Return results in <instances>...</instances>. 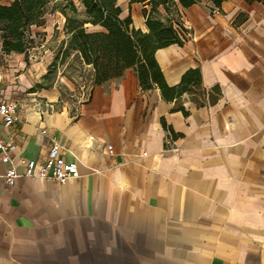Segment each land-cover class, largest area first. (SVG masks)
<instances>
[{
	"label": "crops",
	"instance_id": "0c3cea01",
	"mask_svg": "<svg viewBox=\"0 0 264 264\" xmlns=\"http://www.w3.org/2000/svg\"><path fill=\"white\" fill-rule=\"evenodd\" d=\"M182 14L190 39L155 54L167 83L193 68L221 90L203 106L185 94L188 114L134 68L73 107L0 41V96L20 106L0 133L21 174L8 186L0 153V264H264V0ZM53 142L80 176H25L23 160L45 161Z\"/></svg>",
	"mask_w": 264,
	"mask_h": 264
},
{
	"label": "trees",
	"instance_id": "16d2710c",
	"mask_svg": "<svg viewBox=\"0 0 264 264\" xmlns=\"http://www.w3.org/2000/svg\"><path fill=\"white\" fill-rule=\"evenodd\" d=\"M65 1V31L70 48L79 53L84 63L94 69V86L121 77L129 68L136 71L143 89L159 88L162 97L175 101L173 110L188 114L183 96L187 94L198 106L215 103L221 94L218 86L204 87L199 69L188 70L177 86H170L156 59V51L171 44L183 45L190 39L182 10L202 0H131L142 3L147 31L134 25L132 15L122 17L118 0H79L84 12L79 13L75 0H12L0 1V41L5 54L26 53L33 38L31 28L45 23L47 6ZM224 0H213L220 8ZM76 16H69L65 9ZM89 26L98 27L91 30Z\"/></svg>",
	"mask_w": 264,
	"mask_h": 264
},
{
	"label": "rangeland",
	"instance_id": "374dc122",
	"mask_svg": "<svg viewBox=\"0 0 264 264\" xmlns=\"http://www.w3.org/2000/svg\"><path fill=\"white\" fill-rule=\"evenodd\" d=\"M4 4L12 0H0ZM131 0H118L122 7V17L132 15L134 25L145 24L142 3H133ZM79 13L84 12V6L75 0ZM65 1L51 2L46 8L45 23L31 28L33 42L24 53L27 68L33 65L43 74L41 85L48 88L56 87L62 98L70 101L76 107L84 99V94L94 86L92 65L84 63L80 54L70 48V36L65 31L67 15L63 11ZM69 16H76L70 9H65ZM91 30L98 27L89 26ZM144 30V29H143ZM18 55L5 56V69L18 62ZM39 69V70H38Z\"/></svg>",
	"mask_w": 264,
	"mask_h": 264
},
{
	"label": "built area",
	"instance_id": "2783aa9c",
	"mask_svg": "<svg viewBox=\"0 0 264 264\" xmlns=\"http://www.w3.org/2000/svg\"><path fill=\"white\" fill-rule=\"evenodd\" d=\"M88 89L86 96L89 91ZM20 109L19 103L14 100H7L0 96V116L2 123L6 128H14L19 120L18 111ZM17 149V143L11 137L5 139L0 133V153L3 163L10 164L11 166L6 170L4 179L6 184L10 187L15 186L17 178L21 176L16 166L14 165L13 154ZM63 146L58 142H53L48 151V155L45 161L39 162L33 159H24L25 164L24 175L29 178H43L56 181L58 183H64L69 179L78 178L80 176L79 166L77 162L67 161L62 154ZM112 149V146H110ZM173 151H177L178 148H172Z\"/></svg>",
	"mask_w": 264,
	"mask_h": 264
}]
</instances>
